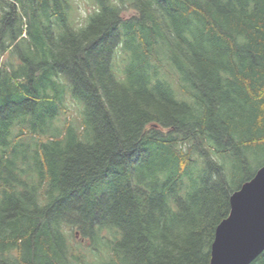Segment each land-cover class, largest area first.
Instances as JSON below:
<instances>
[{"label":"trees","instance_id":"16d2710c","mask_svg":"<svg viewBox=\"0 0 264 264\" xmlns=\"http://www.w3.org/2000/svg\"><path fill=\"white\" fill-rule=\"evenodd\" d=\"M90 1L0 0V264H209L264 166V0Z\"/></svg>","mask_w":264,"mask_h":264},{"label":"water","instance_id":"95a60500","mask_svg":"<svg viewBox=\"0 0 264 264\" xmlns=\"http://www.w3.org/2000/svg\"><path fill=\"white\" fill-rule=\"evenodd\" d=\"M216 227L209 264H251L264 251V166L229 199Z\"/></svg>","mask_w":264,"mask_h":264},{"label":"rangeland","instance_id":"374dc122","mask_svg":"<svg viewBox=\"0 0 264 264\" xmlns=\"http://www.w3.org/2000/svg\"><path fill=\"white\" fill-rule=\"evenodd\" d=\"M72 4H73V10H72V18L76 21V23H78L79 25H82L84 23L85 18L93 11L94 6L92 4V2L90 0H72ZM126 15H129V12H125ZM9 55H5L4 60L8 59ZM16 62V61H13ZM116 65H120L122 66V59L121 56L118 54L117 55V59H116ZM78 113H77V108L76 106L70 105L68 106V111L64 114V116H62L61 121L65 122V120L71 121L73 123H78L79 122V117H78ZM65 118V119H63ZM64 120V121H63ZM77 121V122H76ZM79 131L81 132V128L79 129ZM256 162L254 163V168H256L255 166L257 165L256 163L260 162H264V153L259 154L256 158ZM259 164V163H258ZM77 230L74 229L73 233L76 232ZM70 243L73 246V252L76 254H80V255H84V262L85 263H91L94 261H99V263L101 262V258H105L104 255L102 253H100L98 255V252L95 253V255H90L89 250L85 247V244H88L87 242H82V238L77 235L76 238L73 240L70 238ZM81 244V245H80ZM97 256H99L97 258ZM97 259V260H95Z\"/></svg>","mask_w":264,"mask_h":264}]
</instances>
